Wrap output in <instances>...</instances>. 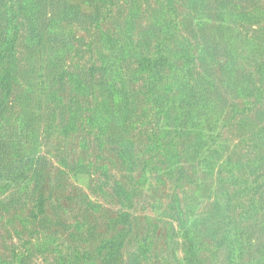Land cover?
I'll use <instances>...</instances> for the list:
<instances>
[{
    "label": "trees",
    "instance_id": "trees-1",
    "mask_svg": "<svg viewBox=\"0 0 264 264\" xmlns=\"http://www.w3.org/2000/svg\"><path fill=\"white\" fill-rule=\"evenodd\" d=\"M85 1V5L94 10L89 15H84L89 18V22L93 17L98 19L105 16L106 7L90 0ZM110 1L113 5L114 0ZM155 1L158 3L156 8L152 6V0L146 1V12L151 10V13L145 15V19L158 27V32L151 28V32L149 29L145 33H138L136 22L143 14H134L130 16L128 32L122 38L125 45L128 43L127 46L138 42L140 47H145L146 52L139 54L130 49L127 52L125 47L124 56H121L116 53L114 36L110 35L109 41L102 40L103 44H99L101 30L95 34L101 50H98L99 57L97 56L91 73H95L97 78L94 86H87L82 85L79 78L68 74L64 68L73 51V45L66 40L64 28L71 21L83 22L81 8L71 5L67 0L64 6L75 14L74 18H69L68 14L54 6V0H0V147L1 150L10 149L13 162L11 168L0 164V209L4 211L6 206H10V202L28 195L19 193V190L31 184L36 163L34 146L38 143L39 133L23 114L17 120L18 134L10 144L7 136L2 133L4 124L10 121L6 117V112L11 108L9 101L17 86L25 85L18 73L21 62L16 50L20 38H26L24 43L29 54L28 60H34L33 55L38 47H48L44 66L47 86L44 93L49 96V100L55 102V109L63 105L59 87L65 82L66 74L70 75L72 81H76L83 97L94 100V108L90 110L89 116L93 128L98 135L114 128L115 151L126 177H130L142 164L139 165L135 154L136 143L124 132L125 122L133 113L129 86L122 70L123 62L127 60L124 57L127 56L144 67L141 71L146 85L144 95L146 94L149 102L147 105H150L149 111L154 115L152 147L163 148V151L172 155L174 162L191 163L187 167L192 171L188 170L194 187L193 193L187 197V202H181L178 195H174L164 211L174 214L168 215L178 222L176 231L185 243L186 257L179 258L177 264H204L209 257L218 256L222 251L228 264H264V235L261 242L250 240L251 234L264 233V220L262 223L258 222L259 226L256 227L242 225L247 217L264 211V182L243 181L234 175L239 172L230 170L223 181L228 187H232V196L237 205L214 198L207 213L199 212L204 202L210 201L216 194V188L210 186L209 181L215 178V174L217 176V159L228 147L221 141L219 126L227 111L224 95H229V98H260V89L251 83L252 77L241 70L240 62L247 57L249 49V40L240 30L242 10L225 0L218 8L220 12L212 17L209 13L212 6L209 3L208 7L206 0H191V10L186 0L185 5L179 4L184 0ZM191 1L188 4L191 5ZM50 7L55 12L48 16L45 9H51ZM181 7H186L188 11L182 12ZM213 23L221 28L217 36L215 26L209 35L204 36L206 30H211ZM22 26L25 27V34L21 31ZM106 48L112 51L111 57L104 53ZM220 57L225 60L221 61ZM24 80L31 86L30 79ZM86 80L87 78L84 79L85 83ZM56 113L57 111L52 113L53 119L56 118ZM1 158L2 156L0 162ZM102 175L105 179H100L99 189H102L105 199H112V203L118 207L116 218L111 221L117 225L122 223L121 230H124V223L130 219L127 209L131 207L130 191L133 188L127 189L126 183L109 182L111 179L107 167H104ZM127 181L130 182V179ZM229 195L230 192H227V197ZM129 234L130 231L124 230L105 242L102 250L107 249V255L104 256L103 264H116L120 261L128 245L125 238ZM152 237L149 234L140 239L139 250L133 256L132 264H140L142 256L144 259L151 256L154 245ZM175 252L176 249V255ZM27 258L15 249L9 260L0 256V264H28ZM57 259V264H69L63 254ZM209 264H214V261Z\"/></svg>",
    "mask_w": 264,
    "mask_h": 264
},
{
    "label": "rangeland",
    "instance_id": "rangeland-1",
    "mask_svg": "<svg viewBox=\"0 0 264 264\" xmlns=\"http://www.w3.org/2000/svg\"><path fill=\"white\" fill-rule=\"evenodd\" d=\"M66 1L54 0V6L68 14L69 18H74L73 10H67L64 6ZM68 1L81 8L83 22L71 21L64 28L66 40L73 45V51L63 67L68 74L79 78L82 85L96 84L97 76L91 72L97 56L99 57L98 50H101L95 36L99 30L102 33L99 44L102 40L109 41L110 35L114 36L116 53L121 56H124L125 47L127 52L128 49L139 54L146 52L145 47H140L138 42L127 46L128 43L125 45L122 40L128 32L131 15L143 14L136 22L138 33H145L149 29L151 32V28L158 32V27L145 19V15L151 13V10L146 12L147 0H114L113 5L110 0H90L106 7L105 16L98 19L93 17L91 22L84 15H89L94 10L85 5V0ZM190 1L186 0V4L191 10L193 2L190 5ZM224 1L206 0L208 7L209 3L212 6L209 11L212 17L220 12L218 8ZM229 2L242 10L240 30L249 40V49L247 57L240 62L241 70L252 77L251 83L260 89V98H229V95H224L227 111L219 126L221 141L228 147L217 159V176L215 174V178L209 181L210 186L216 188V194L210 201L204 202L199 208L200 213H207L211 209L214 198L237 205L232 196V187H228L223 181L230 170L239 172L234 175L243 181L264 182V0ZM152 3L154 7L158 5L155 0ZM181 3L185 5V0L179 4ZM181 11L186 13L188 10L181 7ZM45 12L51 16L55 11L51 8L45 9ZM217 25L213 23L211 30H206L204 36L209 35L214 26L217 36L221 30ZM25 27L22 26L21 30L24 34ZM25 39L24 36L20 38L16 50L21 62L18 73L25 85L17 86L12 100L9 101L11 108L6 112V117L10 121L4 124L2 133L7 136L10 144L18 134L17 120L23 114L39 133L38 143L34 146L36 163L31 184L19 190V193L28 195L15 202L9 201L10 206H6L4 211L0 209V256L9 260L17 249L28 257V264H57V257L61 254L68 259L69 264H103L104 256L107 255V249L102 250L105 242L126 230L130 231L128 238H125L128 245L116 264H132L133 256L139 250L140 239L149 234L153 236V250L148 258L141 257L140 264H177L179 258L186 257L185 243L177 234L178 222L168 215L174 214L164 211L174 195H178L181 202H187V197L193 193L194 187L189 173L192 171L187 167L191 163L174 162L170 153L151 145V139L152 142L154 140V115L149 111L150 105H147L149 102L146 94L144 95L146 85L144 73L141 72L143 65L124 57L127 60L123 62L122 70L133 102V113L125 122L124 132L136 143L135 154L138 156L139 165L142 164L130 177H126L115 151L117 147L113 143L114 128L98 135L90 121L94 100L83 97L76 81H72L70 75L66 74L65 82L59 87L63 105L55 109V102L49 100V96L44 93L47 86L44 66L48 47H38L33 55L34 60H28ZM104 53L112 56V51L107 48ZM220 60L224 61L225 58L220 57ZM24 78L30 79L32 87ZM52 111H57L55 119ZM0 156V164L11 168L13 162L10 149L1 150L0 147ZM171 164L174 165L170 167ZM104 167H107L111 179H108L109 182L126 183L127 189L133 188V191L129 190L131 207L127 209L130 219L124 223V230H121L122 223L117 225L111 221L116 218L117 204L112 203V199H105L102 189H99L100 179H105L102 175ZM105 189L108 191L107 187ZM227 192H230V198L227 197ZM262 220L264 211H258L247 217L242 225L256 227ZM263 235V232L260 235L251 234L250 240L261 242ZM35 245L40 249H36ZM212 261L214 264H228L223 251L218 256L209 257L207 263Z\"/></svg>",
    "mask_w": 264,
    "mask_h": 264
}]
</instances>
